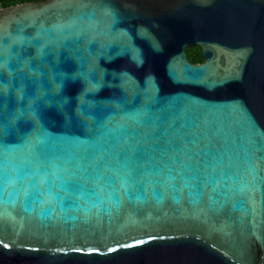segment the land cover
I'll use <instances>...</instances> for the list:
<instances>
[{"label": "water", "instance_id": "95a60500", "mask_svg": "<svg viewBox=\"0 0 264 264\" xmlns=\"http://www.w3.org/2000/svg\"><path fill=\"white\" fill-rule=\"evenodd\" d=\"M0 161V264H264V0L0 8Z\"/></svg>", "mask_w": 264, "mask_h": 264}, {"label": "trees", "instance_id": "16d2710c", "mask_svg": "<svg viewBox=\"0 0 264 264\" xmlns=\"http://www.w3.org/2000/svg\"><path fill=\"white\" fill-rule=\"evenodd\" d=\"M37 1H47V0H0V8H7L10 6L23 4L26 2H37ZM187 60L193 64H201L204 62L202 56L201 48L198 46L186 48L185 50Z\"/></svg>", "mask_w": 264, "mask_h": 264}, {"label": "snow or ice", "instance_id": "6c2138e0", "mask_svg": "<svg viewBox=\"0 0 264 264\" xmlns=\"http://www.w3.org/2000/svg\"><path fill=\"white\" fill-rule=\"evenodd\" d=\"M2 167H3V162L0 161V169H2Z\"/></svg>", "mask_w": 264, "mask_h": 264}]
</instances>
